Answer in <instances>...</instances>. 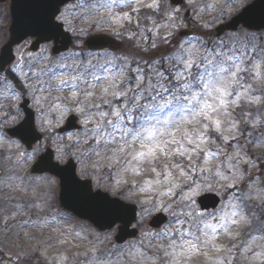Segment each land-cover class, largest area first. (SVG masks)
I'll list each match as a JSON object with an SVG mask.
<instances>
[{
  "label": "snow or ice",
  "instance_id": "snow-or-ice-1",
  "mask_svg": "<svg viewBox=\"0 0 264 264\" xmlns=\"http://www.w3.org/2000/svg\"><path fill=\"white\" fill-rule=\"evenodd\" d=\"M213 7L209 4L204 10ZM142 8L152 14L137 16L135 31L126 28ZM35 9L37 27L56 30L68 22L65 13L57 16L58 9L49 11L39 4ZM72 9L73 19L78 11L81 19L101 28L108 24L116 35L122 36L118 29H123L130 40L136 37L138 51L129 56L123 51L73 48L50 56L40 49L26 63L18 59L7 69L8 76L20 83V94L27 91L32 96L42 113L47 105V111L60 117L73 112L80 118L82 134L74 140L69 136L72 143L57 148L60 159L95 157L82 174L103 166L122 177L140 178L129 190L152 198L139 201L150 205L143 215L156 209L168 214L163 227L144 230L134 241L110 245V237L95 235L87 241L90 247L78 254L83 256L78 264H191L199 256H205L206 264H264V177H253L241 167L257 166L247 146L264 143V36L258 43L246 33L225 39L205 31L209 21L198 25L199 35L189 36L180 31V10L165 14L160 0H74ZM156 13L168 22L161 25L153 18ZM245 24L251 26L248 19ZM161 28L166 34L160 35ZM146 33L154 36L150 39ZM149 42L150 48L139 47ZM3 72L0 65V84L11 89ZM16 96L14 92L13 102ZM41 125L47 131L50 121L42 118ZM38 151L19 150L14 141L9 155L0 149V157L9 162L0 163V177L6 178L0 180V191L7 193L0 197V209L11 206L38 214L51 208L48 194L35 191L39 178L17 174L16 166L24 169ZM42 162L43 158L32 171ZM30 188L32 197L26 199ZM206 190L219 195L211 211L197 199ZM93 198L104 199L99 192ZM48 215L50 223H61L56 214ZM15 216L9 213L11 219ZM77 238L85 239L79 233L72 236ZM58 239L61 244L70 242L63 235ZM16 258L23 259V250ZM69 260L64 254V264Z\"/></svg>",
  "mask_w": 264,
  "mask_h": 264
},
{
  "label": "rangeland",
  "instance_id": "rangeland-1",
  "mask_svg": "<svg viewBox=\"0 0 264 264\" xmlns=\"http://www.w3.org/2000/svg\"><path fill=\"white\" fill-rule=\"evenodd\" d=\"M252 0H193V3H189V0H184L180 5L174 6L169 0H160L162 4V10L167 14V11L172 8H178L180 10V24L182 27L180 31L187 32L189 36L199 35L198 25L204 21H209L210 25L208 31L210 33L216 34V26L220 23L228 21L234 14L240 11L244 5L250 3ZM146 2H151V0H146ZM74 1H71L65 4L60 13H65L68 22L64 23L66 28L71 32L73 36V44L68 50L73 48H84L83 39L90 32L95 31H106L111 36H113L119 45L113 49L112 52L120 54L121 51L131 56L133 53L138 51L137 48V38L133 37L131 40L128 38V33L124 32L123 29H118L123 33L122 36L116 35L115 32L110 30V26L105 24L102 28L93 24L90 20L81 19L80 13L76 12V19L72 18V5ZM214 5L211 9H206V5ZM8 5L0 4V46L8 38V25L10 23V16L8 13ZM67 9V11H66ZM221 9L223 12L221 14ZM125 11H131L129 8H125ZM203 10V11H202ZM145 13L152 14L151 10L147 8H142L139 14H133V23L125 24V27L135 31V21L137 16H143ZM185 15L187 19H185ZM154 19L158 20L161 25L166 24V21L163 17L156 13L153 16ZM202 18V19H201ZM142 24L148 23L147 21L141 20ZM167 29L161 28L160 35L166 34ZM250 34V36L256 37L254 43L261 42L259 38L264 36V30L253 31L242 26H238L235 30L224 31L220 34L221 37L227 39L231 35H241ZM150 39L154 34H148ZM31 39L25 40L23 43L17 45L14 48L15 61L10 66L12 67L18 59H21L22 63L28 62L32 57L36 56L40 49H47L50 56L52 55L51 44H43L37 51H32L29 49ZM175 43V40L173 41ZM140 48H150V42L148 44H140ZM161 49H165L167 45H160ZM67 50V51H68ZM66 52V51H65ZM63 52V53H65ZM23 79L22 77L20 78ZM11 84V82L9 81ZM17 93L16 99L13 102V93ZM63 95L67 96L68 93ZM23 97H27L30 100V107L33 109L35 114V123L37 129L42 133V139L35 143L32 148L27 149L25 145L18 139H12L5 134L4 128L10 125L18 123L22 117L23 112L19 107L20 101ZM13 108L12 113H8V107ZM47 105H45V111L42 113L40 109L34 106V101L32 96L24 91L23 94H20V86L13 85L11 89L5 88L3 84H0V149H3L4 156L9 155L8 146L14 141L19 146V150L26 151L31 153L33 149H39V151L33 156V160L24 168L19 169V166H16L17 174L20 176H29L39 178L36 182V193L43 191L48 194V199L51 204V208H44L38 214L36 212H29L28 210L17 211L11 206L8 209H0V264H27L33 262L34 264H64V254L70 258L69 264H78V259L83 260L82 254L85 249L90 247L87 241L93 240L95 235H107L110 237L109 244H117L114 240V235L116 233V226H113L111 229L106 231H99L96 227L90 224L88 221L81 220L70 212L64 210L58 202V180L56 177L49 174H33L30 172L32 163L35 161L41 152L45 150L46 147H51L54 150L55 160L65 163L69 158L73 159L76 163V173L80 178H87L92 181V187L94 189H100L108 192L112 196H118L124 201L133 202L138 206L137 220L135 225L139 229L140 233L144 230L155 231L157 229H152L148 226L147 222L149 218L155 213L160 212L159 209L153 210L150 215H143V209L149 207L150 205H143L139 201L144 199L151 200V197H146L144 195H136V189L129 190V185L134 181H138L140 178L134 176L122 177L116 174L115 171H110L105 167L95 173L89 169L88 174H82V168L86 165H89L95 160V157L90 159H84L83 157L77 158L70 155H65L63 159H60V154L57 152L58 147H62L65 144L72 143L78 133L82 134V130H74L64 134H58L57 128L61 126L66 119V117L73 112L66 113L63 117H60L56 111H47ZM255 111V109H253ZM75 114V113H74ZM77 115V114H75ZM42 118H46L50 121V127L45 131L44 127L41 125ZM80 119V118H79ZM69 136L72 137V140L69 139ZM243 140V138H241ZM235 143L234 141L232 142ZM232 148H227L228 152H231ZM250 156L256 162V167L252 168L247 165H241L242 168H245L253 177H264V143H252L247 146ZM0 163L9 164L7 160H4L3 157H0ZM11 170V165H9ZM6 178L0 177V180H5ZM123 179H127L128 184L120 183ZM3 185L0 184V188ZM217 188L220 187L219 184L216 185ZM11 189H9V192ZM205 192H212L206 190ZM204 193V192H202ZM201 193V194H202ZM223 193H220L222 195ZM7 193L0 191V197H5ZM32 189H29V196L26 199H31ZM17 200L23 203V200L20 197H17ZM211 211V210H209ZM16 212L15 219L9 217V213ZM51 212L56 214L57 220H60L61 223H50L52 216L48 215ZM165 214H167L165 212ZM168 215V214H167ZM61 216L69 217L68 220H62ZM39 217V218H38ZM5 220H7V227L5 226ZM28 220L27 225H23L21 222ZM167 223V222H166ZM163 227V226H162ZM239 231V229H233V232ZM69 232L72 233V236H75L76 233L80 234V237L85 238L84 240L72 239V236H69ZM27 233V235H25ZM63 235L69 239V243L61 244L58 237ZM136 237V238H137ZM136 238L129 239L128 241H134ZM243 239V237H241ZM124 242V243H125ZM239 241H233L237 243ZM220 244L228 243L227 240L218 241ZM122 244V243H121ZM23 250V259L18 260L16 258V253ZM259 251V247H257ZM215 255V253L209 254ZM115 259V257H113ZM191 264H206L205 256H199L192 259ZM253 264H260L259 260H254Z\"/></svg>",
  "mask_w": 264,
  "mask_h": 264
},
{
  "label": "water",
  "instance_id": "water-1",
  "mask_svg": "<svg viewBox=\"0 0 264 264\" xmlns=\"http://www.w3.org/2000/svg\"><path fill=\"white\" fill-rule=\"evenodd\" d=\"M5 1V0H0ZM70 0H10V15L11 22L7 31L9 38L0 50V65L3 68L7 63L14 58L13 45L20 43L28 36L34 37L30 45V49L37 50L40 43L53 41L51 52L58 54L65 51L72 43L71 36L68 31H65L63 25L56 30H48L46 28L37 27L35 18L37 14L36 6L42 5L47 10L58 9ZM177 5L183 0H170ZM255 5L253 8L252 6ZM250 8L251 11L245 13V9ZM244 14L245 19H248L251 26L245 24V19L241 18ZM59 23V21H57ZM239 24L254 30L264 29V0H254L244 6L241 11L234 15L229 21L218 25L217 33L220 34L226 29H235ZM84 45L87 49H115L119 42L107 33H92L84 40ZM29 99L24 98L21 103V108L24 112L23 119L14 126L6 128V132L10 137H16L21 140L27 148L41 139V134L37 131L34 122L33 110L28 107ZM78 117L70 114L63 126L59 127L58 131L63 132L81 128V124L75 123ZM43 158L36 171L32 168L37 165V162ZM31 172L42 173L48 172L55 175L59 179L58 200L60 205L72 212L78 218L88 220L97 229L105 230L112 228L118 223L115 240L117 243H122L128 238L136 237L138 230L136 227H131L136 219L137 206L134 203L126 202L119 197L112 196L109 193L96 189L93 190L90 179H82L76 176V165L72 159H69L64 164H59L53 160V150L46 148L44 153H41L37 160L33 163ZM99 192L104 199L93 198ZM208 206V209H213L217 206L219 195L211 192L203 193L198 198ZM115 203H112V202ZM168 220L165 212H158L153 215L148 221V225L156 228L161 226Z\"/></svg>",
  "mask_w": 264,
  "mask_h": 264
},
{
  "label": "flooded vegetation",
  "instance_id": "flooded-vegetation-1",
  "mask_svg": "<svg viewBox=\"0 0 264 264\" xmlns=\"http://www.w3.org/2000/svg\"><path fill=\"white\" fill-rule=\"evenodd\" d=\"M0 4H7V5H8V7H9V0H7L6 2H3V3H1V2H0ZM8 67H9V66H7V68H6V69H8ZM6 69H5V70H6Z\"/></svg>",
  "mask_w": 264,
  "mask_h": 264
},
{
  "label": "trees",
  "instance_id": "trees-1",
  "mask_svg": "<svg viewBox=\"0 0 264 264\" xmlns=\"http://www.w3.org/2000/svg\"><path fill=\"white\" fill-rule=\"evenodd\" d=\"M15 83H17L16 85L19 87L20 86V83L19 82H15Z\"/></svg>",
  "mask_w": 264,
  "mask_h": 264
}]
</instances>
